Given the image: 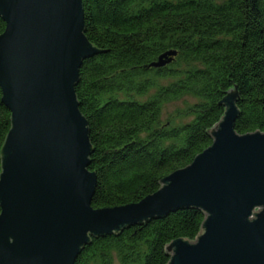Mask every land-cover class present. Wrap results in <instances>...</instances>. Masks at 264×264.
Segmentation results:
<instances>
[{
    "label": "water",
    "instance_id": "1",
    "mask_svg": "<svg viewBox=\"0 0 264 264\" xmlns=\"http://www.w3.org/2000/svg\"><path fill=\"white\" fill-rule=\"evenodd\" d=\"M0 17L1 102L11 114L0 151V264H74L91 237L189 208L204 213L201 231L167 244V264H264V132L235 131L233 89L210 146L140 201L96 209L75 86L83 60L101 50L85 35L82 0H0Z\"/></svg>",
    "mask_w": 264,
    "mask_h": 264
},
{
    "label": "trees",
    "instance_id": "2",
    "mask_svg": "<svg viewBox=\"0 0 264 264\" xmlns=\"http://www.w3.org/2000/svg\"><path fill=\"white\" fill-rule=\"evenodd\" d=\"M82 6L85 35L101 50L83 60L75 86L92 145L93 208L140 201L210 146L230 89L239 110L235 131L264 132V0H82ZM4 28L0 17V34ZM172 49L166 66H149ZM156 79L171 80L152 93ZM1 98L0 90V151L11 116ZM180 100L186 106L163 123L165 104ZM176 117L185 120L175 124ZM204 218L200 209H179L91 237L74 264H167V244L194 240Z\"/></svg>",
    "mask_w": 264,
    "mask_h": 264
},
{
    "label": "rangeland",
    "instance_id": "3",
    "mask_svg": "<svg viewBox=\"0 0 264 264\" xmlns=\"http://www.w3.org/2000/svg\"><path fill=\"white\" fill-rule=\"evenodd\" d=\"M175 57V56H174ZM173 57V58H174ZM167 65V64H166ZM165 65V66H166ZM171 79H156L157 82L155 88H153V90L151 91L152 93L155 91V89H158L160 86L163 85H167L170 82ZM169 81V82H168ZM145 98V96H138L137 99L139 100H143ZM186 106V103H183L182 100L180 101H176V102H170V103H166L163 109V114L161 116V121L164 123L166 122V120H169L170 118H172V115L175 113L176 109L180 108H184ZM175 119V124H180L182 122H184V118H180V117H176ZM147 134H141L139 137L140 138H146Z\"/></svg>",
    "mask_w": 264,
    "mask_h": 264
}]
</instances>
